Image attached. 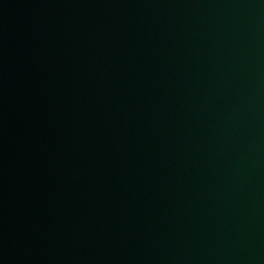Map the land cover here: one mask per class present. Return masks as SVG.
<instances>
[{"label":"water","instance_id":"95a60500","mask_svg":"<svg viewBox=\"0 0 264 264\" xmlns=\"http://www.w3.org/2000/svg\"><path fill=\"white\" fill-rule=\"evenodd\" d=\"M0 264H264V0H0Z\"/></svg>","mask_w":264,"mask_h":264}]
</instances>
